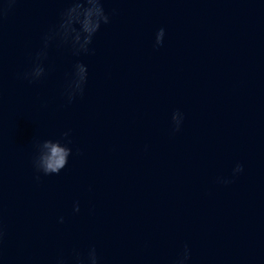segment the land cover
Returning a JSON list of instances; mask_svg holds the SVG:
<instances>
[{"label": "water", "instance_id": "water-1", "mask_svg": "<svg viewBox=\"0 0 264 264\" xmlns=\"http://www.w3.org/2000/svg\"><path fill=\"white\" fill-rule=\"evenodd\" d=\"M67 6L18 0L0 28V264L92 245L101 264H172L185 244L190 264H264V0H105L94 53L53 45L47 75L20 79ZM77 60L88 84L68 104ZM68 130L67 167L37 180L33 139Z\"/></svg>", "mask_w": 264, "mask_h": 264}, {"label": "clouds", "instance_id": "clouds-1", "mask_svg": "<svg viewBox=\"0 0 264 264\" xmlns=\"http://www.w3.org/2000/svg\"><path fill=\"white\" fill-rule=\"evenodd\" d=\"M66 2L68 6L61 11L58 22L42 35L41 46L34 53L30 68L18 74L20 79L36 83L47 75L49 69L46 62L53 45L67 47L75 57L94 53L92 45L95 36L103 26L112 22V16L116 12L115 9L111 12L106 10L105 0H66ZM17 3L18 0H3L0 3V28L4 20L14 11ZM165 36L166 30L158 29L153 46L157 49L163 46ZM88 79V66L82 60H77L72 70L66 75V84L62 91L66 103L71 104L77 97H83ZM171 120L172 131H181L185 120L184 113L177 109L172 113ZM71 145V130L63 132L58 138H34L31 165L36 173V179L40 180L42 175L60 174L67 167L69 158L73 154ZM243 172L244 165L238 162L232 169V177H218L217 183L230 184ZM73 210L76 213L80 212L79 201L75 202ZM60 222L63 223V217L60 218ZM5 235V226L0 219V255H2ZM101 259L97 248L92 245L84 251L73 248L68 255L60 253L54 258L52 264H101ZM191 260L192 249L185 244L173 259L172 264H190Z\"/></svg>", "mask_w": 264, "mask_h": 264}]
</instances>
